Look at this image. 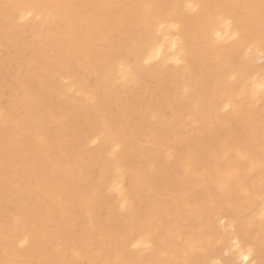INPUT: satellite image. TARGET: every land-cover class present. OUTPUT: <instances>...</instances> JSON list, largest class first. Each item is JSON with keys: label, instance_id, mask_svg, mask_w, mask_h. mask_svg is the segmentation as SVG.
<instances>
[{"label": "bare ground", "instance_id": "1", "mask_svg": "<svg viewBox=\"0 0 264 264\" xmlns=\"http://www.w3.org/2000/svg\"><path fill=\"white\" fill-rule=\"evenodd\" d=\"M263 60L264 0H0V264H264Z\"/></svg>", "mask_w": 264, "mask_h": 264}, {"label": "rangeland", "instance_id": "2", "mask_svg": "<svg viewBox=\"0 0 264 264\" xmlns=\"http://www.w3.org/2000/svg\"><path fill=\"white\" fill-rule=\"evenodd\" d=\"M27 20H19L18 21V25L20 26V28L22 29V28H24V26L27 24ZM26 46H24V48H25ZM264 61V60H263ZM263 61H261L262 62V64H261V66L263 65L264 66V62ZM260 62V63H261ZM259 63V64H260ZM152 66H154V63L152 64ZM170 70H172L173 69V66L171 65V64H169V67H168ZM229 81V80H228ZM232 81L230 80L229 82H227L228 84L229 83H231ZM117 96L118 95H116V94H114V95H112L110 98L111 99H113V101L117 98ZM173 99H174V97L173 96H171ZM161 101H162V99H161ZM160 101V102H161ZM263 101V99H260L258 102H254V104L255 105H257V106H262L264 103L262 102ZM263 103V104H262ZM254 104H252V105H254ZM83 108H85V106L83 105ZM223 108H221V109H219L220 111H223L222 110ZM254 109H256V108H254ZM84 110L85 109H82V108H80V115H82L83 113H84ZM260 110H262V107L258 110V111H260ZM227 111L228 110H226L225 111V114H228L227 113ZM218 113H219V111H218ZM217 113V116L219 115L220 117H222V118H224V116L225 115H223L224 114V111L221 113V115L220 114H218ZM245 117H246V114L244 115ZM186 116L184 115V119L182 120V121H186L187 120V118H185ZM186 123V122H185ZM181 128V127H180ZM182 128H183V130H181L182 132H183V135H184V137H190V136H193V135H195L196 134V132H197V129L195 130L194 129V132H193V129L191 130L190 129V127L188 126V129H187V126L186 127H183L182 126ZM187 129V130H186ZM235 129V131L238 133V134H240V131L241 130H243L244 131V129H245V126H244V124H243V122L241 121V123H238L237 125H236V127L234 128ZM190 131H192L193 132V134H191V135H189V133H190ZM189 132V133H188ZM191 132V133H192ZM197 134H198V132H197ZM226 134H227V132H222L221 133V135H222V137H226ZM182 135V136H183ZM187 135V136H186ZM241 135V134H240ZM198 139H199V143H200V145H199V147L197 148V151H198V153H199V155L200 156H205L207 153H208V148H209V141H208V138H207V135H200L199 137H198ZM171 142V141H170ZM172 143V142H171ZM92 144H94V143H92ZM90 145V144H88V148L87 149H89V151H92V150H95L96 148H97V146H98V144H94V145ZM128 151H129V153H131V154H134L135 153V150H134V148H129L128 149ZM135 163L136 164H138L137 163V161H136V159H135ZM165 162L164 161H162V160H160L159 161V164H158V166L159 167H164L163 166V164H164ZM135 164V165H136ZM176 165V164H175ZM138 166V165H137ZM198 169V168H197ZM199 170V169H198ZM199 171H201V170H199ZM160 174H158V176H159ZM160 178H159V180L160 179H162L163 178V175L161 174L160 176H159ZM161 181V180H160ZM161 184H163V185H165L166 183L165 182H161ZM212 185V184H211ZM175 204H178V203H176L175 202ZM142 211H144V209H141ZM220 211H218L217 213H219ZM104 215L105 214H103L102 215V217L104 218ZM217 218H220V217H216V216H214V217H212V218H210L209 220H214V219H217ZM147 221H156L157 223H160V224H163L164 223V221H165V218L164 217H162L161 219H160V217H151V218H148L147 219ZM111 227L109 226V225H107L104 229H103V232H102V236H106V237H109L110 236V231H111ZM123 238L124 237H121L120 238V240H123ZM21 243H19V244H16V245H14V247H13V249H15V250H22L24 247H25V245H22L21 244V246H17V245H20ZM132 247H134V246H132ZM132 249H135V248H132ZM81 264H88L87 263V261H86V259H83V260H81Z\"/></svg>", "mask_w": 264, "mask_h": 264}]
</instances>
